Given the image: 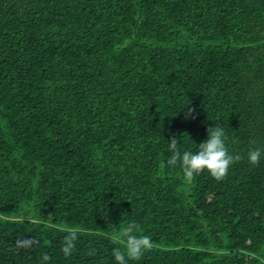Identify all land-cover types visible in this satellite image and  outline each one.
Instances as JSON below:
<instances>
[{
    "label": "trees",
    "instance_id": "16d2710c",
    "mask_svg": "<svg viewBox=\"0 0 264 264\" xmlns=\"http://www.w3.org/2000/svg\"><path fill=\"white\" fill-rule=\"evenodd\" d=\"M217 124L224 180L161 166ZM255 148L264 0H0V264H116L133 221L153 248L128 264H264Z\"/></svg>",
    "mask_w": 264,
    "mask_h": 264
},
{
    "label": "clouds",
    "instance_id": "9594fccd",
    "mask_svg": "<svg viewBox=\"0 0 264 264\" xmlns=\"http://www.w3.org/2000/svg\"><path fill=\"white\" fill-rule=\"evenodd\" d=\"M192 111L189 110L186 118L192 115ZM207 132L208 138L198 145V150L195 152L184 151L181 153L178 140L173 136L168 143V151L171 155L161 166L175 167L179 164L183 176L188 182L193 181L197 175L204 171H207L217 181L224 180L230 167L239 162L242 157L229 152L226 147L227 137L222 126L217 124L215 127H210ZM262 157H264V150L255 148L248 151V162L253 166L259 165ZM77 238L78 234L75 230L69 231L68 235L64 237V246L61 251L65 257L73 253ZM114 242L123 245V248L115 247L112 250L116 264H128V260L139 261L145 252L151 251L153 248L152 238L149 235L140 234V226L134 221L129 222L119 235L114 237ZM43 259L47 261L50 257L45 254Z\"/></svg>",
    "mask_w": 264,
    "mask_h": 264
}]
</instances>
